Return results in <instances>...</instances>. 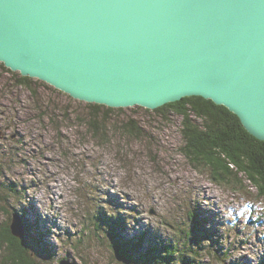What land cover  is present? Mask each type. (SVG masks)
I'll return each instance as SVG.
<instances>
[{"label": "rangeland", "instance_id": "obj_1", "mask_svg": "<svg viewBox=\"0 0 264 264\" xmlns=\"http://www.w3.org/2000/svg\"><path fill=\"white\" fill-rule=\"evenodd\" d=\"M13 96L20 102L0 106V183L16 184L22 198L2 207L20 220L37 264H118L106 226L94 228L108 213L124 239L143 231L144 245H178L193 209L198 241L184 248L196 245L200 264H264V196L248 185L218 186L195 170L179 151L180 118L167 124L148 112L111 114L102 133L86 102L23 87ZM129 120L140 135L110 127ZM7 215L0 210V224Z\"/></svg>", "mask_w": 264, "mask_h": 264}, {"label": "water", "instance_id": "obj_2", "mask_svg": "<svg viewBox=\"0 0 264 264\" xmlns=\"http://www.w3.org/2000/svg\"><path fill=\"white\" fill-rule=\"evenodd\" d=\"M0 63L112 109L201 97L264 142V0H0Z\"/></svg>", "mask_w": 264, "mask_h": 264}, {"label": "trees", "instance_id": "obj_3", "mask_svg": "<svg viewBox=\"0 0 264 264\" xmlns=\"http://www.w3.org/2000/svg\"><path fill=\"white\" fill-rule=\"evenodd\" d=\"M7 85L10 86V89L7 88ZM14 87L26 88L33 94L38 89H44L70 98L37 79L12 72L0 63V106L4 104V101L10 102L9 105L20 102L18 98L13 96ZM87 107L90 108L91 112H97L91 115L89 121L96 126L97 131H102V133L109 131L106 122H108L111 114H115L117 119L124 117L125 112L133 114L140 111L148 112L167 124L173 122V117L180 118L179 151L187 162L195 167V170L202 171L211 182L218 186H228L230 189L243 191L244 185H248L257 190L259 196H264V142L251 136L243 128L239 119L225 107L215 105L210 100L196 96L183 98L179 102L167 104L154 111L141 107L112 109L97 104H87ZM88 125L91 126L89 122ZM110 127L140 135L139 128L133 120L126 123L122 121L119 125L113 123ZM13 198L14 200L22 198L21 191L18 190L16 184L0 183V210L6 215L8 214V222L0 224V258L5 264H37L32 252L33 249L30 245L31 248L28 246L29 243L26 239L18 240L11 234L12 218L9 217L7 210L2 208V205L13 200ZM195 210L190 211L188 219L191 222L190 229L178 231L180 243L178 245H176L177 243L164 245L161 249L155 245H144L148 238L145 240L146 234H143V231L137 238H122L119 232H115L114 226H118V224L116 220H111L109 213L106 215V220L102 221L101 224L99 218H96L94 228L97 231L98 225L99 230L104 228L103 225L106 226L104 228L107 236L105 239L109 242L107 246L111 257L118 264H200L193 258V255H199L196 245V250L194 245L184 248V243L191 238L198 241L195 231L201 225ZM108 217L111 226L106 224ZM140 249L144 253H137ZM200 249L202 248L200 247ZM213 251V249L207 250V255L216 258L212 253ZM228 252L229 249L223 251V254L227 255ZM151 256L153 257L151 258Z\"/></svg>", "mask_w": 264, "mask_h": 264}, {"label": "bare ground", "instance_id": "obj_4", "mask_svg": "<svg viewBox=\"0 0 264 264\" xmlns=\"http://www.w3.org/2000/svg\"><path fill=\"white\" fill-rule=\"evenodd\" d=\"M0 202H1V201H0ZM2 202H3V201H2ZM5 206H6V205H5ZM2 208H5V207H2ZM2 208H1V209H2ZM2 210H3V209H2ZM4 210H5V209H4ZM5 211H6V210H5ZM7 212H9V211H7ZM189 212H190V211H189ZM4 213H5V212H4ZM10 213H11V212H10ZM27 230H28V229H27ZM24 231H25V230H24Z\"/></svg>", "mask_w": 264, "mask_h": 264}]
</instances>
